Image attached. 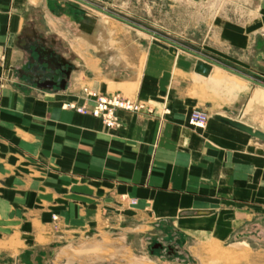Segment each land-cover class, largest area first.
I'll return each instance as SVG.
<instances>
[{"label": "crops", "instance_id": "0c3cea01", "mask_svg": "<svg viewBox=\"0 0 264 264\" xmlns=\"http://www.w3.org/2000/svg\"><path fill=\"white\" fill-rule=\"evenodd\" d=\"M236 1L232 9L215 8L218 18L210 28L221 55L187 47L264 82V0ZM208 9L202 5L198 11L204 15ZM85 13L99 22L117 21L75 0H0V150H5L0 156L10 167L16 159L41 167L34 171L40 186L27 182L32 187L27 195L39 188L35 203L24 195L13 205L42 209L32 219L41 229L40 240L48 239L45 224L56 213L73 230H90L115 217L126 224L134 217L135 224L181 218L192 220V231L201 225L234 245L255 241L264 219V140L215 115L264 132L252 113L239 116L250 105L264 108L251 97L263 87L216 65L209 76L198 74L195 55L155 40L129 39L109 21L86 32L80 28ZM34 48L72 64L65 89L38 87L22 74L36 57L30 53ZM217 72L233 87L217 84ZM214 85L222 88L219 95L211 90ZM84 88L143 101L152 112L119 111L120 127L108 129L101 119L65 106L92 103ZM194 108L210 113L202 129L188 123ZM9 207L2 204L4 214ZM130 207L137 216L122 212ZM9 243L22 246L17 234Z\"/></svg>", "mask_w": 264, "mask_h": 264}, {"label": "rangeland", "instance_id": "374dc122", "mask_svg": "<svg viewBox=\"0 0 264 264\" xmlns=\"http://www.w3.org/2000/svg\"><path fill=\"white\" fill-rule=\"evenodd\" d=\"M88 1L108 11L111 9H107V4L127 12L132 17L113 11L151 31L154 29L156 31L153 32L185 47L203 46L205 50L220 55V49L213 47L216 44V36L210 28L218 18L215 8L223 6L225 10L232 9L237 3L236 0ZM202 5L210 8L207 14L199 13L198 9ZM108 21L120 27L119 35L128 36L129 39H144L145 42L156 40L151 34L143 33L140 29L127 28L122 24L124 22L118 20L102 18L100 26H106ZM213 75L217 84H231L233 87V83H228L218 72ZM235 86L238 87L237 84ZM211 90L219 95L222 88L214 85ZM251 97L264 104V89L255 90ZM248 113L253 114L252 119L264 124V108L258 104L250 105L246 114L241 111L239 116L246 117ZM0 152L4 154L5 150ZM8 162L9 160L0 156V264H6L7 261H11L9 264H264V219L257 226L255 241L242 239L248 241L249 245H234L233 239L220 240L208 233L206 228H201V225L192 231L188 227L192 221L189 219L177 218L176 223L161 220L135 224L132 223L136 219L134 217L126 224L115 217L113 221L106 224L100 222V225L90 230H73L67 229L64 223L60 222L59 215L52 213L51 221L45 224L44 229L49 237L47 240H40L41 229L33 224L32 219L36 211H39L40 217L42 209L23 206L24 203L16 207L13 200L16 197H24L27 190H32V187L27 186V182L37 181L40 186L41 177L34 171H39L41 167L38 164L26 163L23 159L10 160L12 167ZM26 166L28 172L25 170ZM34 190L35 194L29 192L27 195L29 204L35 203L32 201L33 197L38 198V186ZM132 202L134 203V200ZM2 204L10 206L7 214L3 213ZM122 212L137 216L134 207L123 208ZM16 234L22 243L18 249L9 243ZM16 255L18 260L15 261Z\"/></svg>", "mask_w": 264, "mask_h": 264}, {"label": "water", "instance_id": "95a60500", "mask_svg": "<svg viewBox=\"0 0 264 264\" xmlns=\"http://www.w3.org/2000/svg\"><path fill=\"white\" fill-rule=\"evenodd\" d=\"M91 9H94L96 11H99L105 15H108L110 17H113L119 21H122L128 25H131L137 29H140L144 32H147L154 36L156 40L154 41L157 45L167 48L168 46L166 44L174 45L180 49H183L196 57H198V61L196 63L195 71L198 74H201L203 76H209L213 65L219 66L231 73H234L250 82H252L254 85H259L264 88V82L256 79L255 77L246 75L226 64H223L219 61L213 60L206 55L199 53L191 48H187L181 44H178L170 39H167L137 23H134L133 21L122 17L121 15H118L114 12L108 11L104 8H101L95 4H92L85 0H75ZM100 22L97 17L85 13L82 16V19L80 21V28L86 32H93L94 28L99 27ZM31 54L36 53V57H33L30 60V64L28 66V73H26V70H22L23 75H29V79L32 80L33 83H35L38 87L42 88H54L58 87L61 89H65L67 86L68 79L70 78L73 66L65 59H60L58 62H56L55 57H52L53 54L52 51H46L44 53L40 52L38 48H34L33 51L30 52ZM60 75L58 80L53 81L51 79V76ZM35 78V79H34ZM42 82V83H41ZM215 118L233 128H236L242 132H245L253 137H256L258 139L264 140V132L260 129L254 128L253 126L246 124L245 122L241 121L240 119H235L230 116L218 113L215 115Z\"/></svg>", "mask_w": 264, "mask_h": 264}, {"label": "built area", "instance_id": "2783aa9c", "mask_svg": "<svg viewBox=\"0 0 264 264\" xmlns=\"http://www.w3.org/2000/svg\"><path fill=\"white\" fill-rule=\"evenodd\" d=\"M84 93L91 98L92 103L77 105L75 103L65 105L81 114H91L102 120L108 129H116L121 125L119 111L134 113H150L152 109L147 103L123 96L120 93L102 95L96 91L84 88ZM210 119V113L203 109H193L188 123L196 129L204 128Z\"/></svg>", "mask_w": 264, "mask_h": 264}, {"label": "flooded vegetation", "instance_id": "af4514ba", "mask_svg": "<svg viewBox=\"0 0 264 264\" xmlns=\"http://www.w3.org/2000/svg\"><path fill=\"white\" fill-rule=\"evenodd\" d=\"M60 77V75H56V76H51V79L53 80V81H56V80H58V78ZM35 79V78H34ZM32 81V80H31ZM42 83V82H41Z\"/></svg>", "mask_w": 264, "mask_h": 264}, {"label": "bare ground", "instance_id": "6f19581e", "mask_svg": "<svg viewBox=\"0 0 264 264\" xmlns=\"http://www.w3.org/2000/svg\"><path fill=\"white\" fill-rule=\"evenodd\" d=\"M244 2V1H243ZM249 4V3H248ZM213 5V4H212ZM97 29H98V27H97ZM99 30V29H98ZM258 106H256V108H257ZM263 109V108H262ZM257 111V110H256ZM261 112V111H260ZM244 244H246V245H248V243L247 242H244ZM205 247V246H204ZM147 260L148 261H150V259L149 258H147Z\"/></svg>", "mask_w": 264, "mask_h": 264}]
</instances>
